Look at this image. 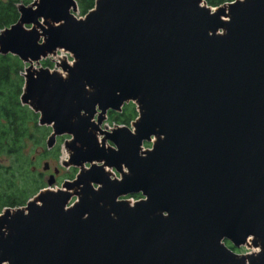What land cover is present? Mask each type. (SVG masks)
Segmentation results:
<instances>
[{
    "label": "water",
    "instance_id": "obj_1",
    "mask_svg": "<svg viewBox=\"0 0 264 264\" xmlns=\"http://www.w3.org/2000/svg\"><path fill=\"white\" fill-rule=\"evenodd\" d=\"M75 10L32 0L0 30V54L26 64L21 103L51 128L48 149L69 136L78 169L0 211V264H264V0ZM56 50L65 75L34 66ZM128 102L132 129H101Z\"/></svg>",
    "mask_w": 264,
    "mask_h": 264
},
{
    "label": "trees",
    "instance_id": "obj_2",
    "mask_svg": "<svg viewBox=\"0 0 264 264\" xmlns=\"http://www.w3.org/2000/svg\"><path fill=\"white\" fill-rule=\"evenodd\" d=\"M32 0H0V30L18 19V5ZM215 7L233 0H204ZM80 14L94 7L95 0H76ZM51 68V62L42 60ZM26 64L12 54H0V211L4 207L25 205L46 186L44 172L37 169L39 162L48 158L57 161L59 147L48 149L46 139L51 128L38 124V113L20 101ZM132 102L123 104L121 111H110L108 121L129 126L137 117ZM138 199L140 194L130 195ZM229 247L230 244L226 242ZM232 248V247H231Z\"/></svg>",
    "mask_w": 264,
    "mask_h": 264
},
{
    "label": "rangeland",
    "instance_id": "obj_3",
    "mask_svg": "<svg viewBox=\"0 0 264 264\" xmlns=\"http://www.w3.org/2000/svg\"><path fill=\"white\" fill-rule=\"evenodd\" d=\"M29 4H27V5H29ZM73 14L75 15V17H78V18L83 17V15L80 14L78 4H77V10H75L73 12ZM43 60H48L49 62H51V68H49V67H47V68H49L50 70H57L61 74L65 75V72L62 71L60 65L63 61H67V62L70 61V54L66 51H63V50H56V52L54 54L48 55ZM41 62H42V60L38 64H34V66L37 68L39 66L45 67L44 65H42ZM116 125H119V124L111 123L110 121H108V114L106 113V118L103 120L100 127H101V129L109 130ZM129 126L132 129L131 124H129ZM59 137L60 136L56 137V141L54 144V145H58V147H59V157H58L57 161H54L53 159L48 158L45 160H41L39 162V165L37 166L38 170L44 172V180L46 181V186H47V179H48L49 175L51 173H53L54 168H56L58 170L57 173L55 174V182L51 186V189H53V190L60 188L61 184L64 180L73 179L77 173V170H78L76 167L71 166V165H66L64 163L68 159V151H66V148L64 147V141L66 140V138L65 137L59 138ZM105 145L109 146V145H111V143L106 141ZM150 145H151V143L147 144L144 142L143 148L144 149L149 148ZM44 162H47L49 165V168L46 170H43ZM124 170H125V168H124ZM107 171H109L110 176L113 178H119L120 177V174L117 171H115L113 168H109V169H107ZM127 197H129V195L128 196H122L120 198H127ZM75 199H76V197L73 196L71 198L69 204H71ZM129 200H130V203L132 204L136 199L133 197H130ZM233 250L239 254H243V253L245 254V253L257 251L255 249H253L251 246H241L239 248H234Z\"/></svg>",
    "mask_w": 264,
    "mask_h": 264
},
{
    "label": "flooded vegetation",
    "instance_id": "obj_4",
    "mask_svg": "<svg viewBox=\"0 0 264 264\" xmlns=\"http://www.w3.org/2000/svg\"><path fill=\"white\" fill-rule=\"evenodd\" d=\"M109 112H110V111L108 110L106 113L108 114ZM60 137H65L66 139L69 138L68 135H62V136H60ZM60 137H59V138H60Z\"/></svg>",
    "mask_w": 264,
    "mask_h": 264
}]
</instances>
